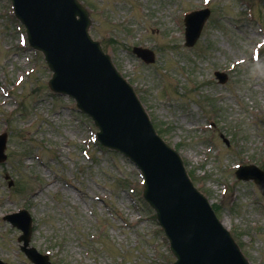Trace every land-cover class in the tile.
Listing matches in <instances>:
<instances>
[{"label":"rangeland","instance_id":"374dc122","mask_svg":"<svg viewBox=\"0 0 264 264\" xmlns=\"http://www.w3.org/2000/svg\"><path fill=\"white\" fill-rule=\"evenodd\" d=\"M81 1L90 11L91 35L135 85L219 219L250 262L264 264V197L252 182L236 180L232 169L240 163L264 168V47L259 61L251 56L253 44L263 40L257 28L264 29V0H210L207 25L190 49L183 45L181 12L198 8L201 0ZM12 17L9 0H0V86L9 89L20 70H29L11 92L20 102L10 96L0 106V132L7 131L6 162L0 164V258L30 264L19 250L20 231L3 220L26 207L34 223L29 245L49 253L55 264H171L152 211L129 190L134 186L137 194L135 168L91 145V122L68 98L40 89L50 72L40 53L19 46L23 29ZM135 45L153 49L155 61L145 65L133 56ZM225 69L228 80L221 85L213 72ZM84 145L89 158L81 153ZM203 154L209 165L199 169L196 158L201 163ZM55 174L79 191L54 181L41 185Z\"/></svg>","mask_w":264,"mask_h":264},{"label":"water","instance_id":"95a60500","mask_svg":"<svg viewBox=\"0 0 264 264\" xmlns=\"http://www.w3.org/2000/svg\"><path fill=\"white\" fill-rule=\"evenodd\" d=\"M13 2L31 43L45 51L55 71L52 85L75 96L96 119L103 142L122 150L143 169L145 197L158 212L178 264H246L183 174L176 155L152 134L130 90L97 45L86 38L87 19L75 0ZM253 176L264 184L260 172L239 174L245 179Z\"/></svg>","mask_w":264,"mask_h":264}]
</instances>
